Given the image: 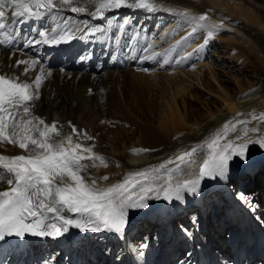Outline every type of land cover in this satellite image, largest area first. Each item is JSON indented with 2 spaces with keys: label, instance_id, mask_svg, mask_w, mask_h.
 <instances>
[{
  "label": "bare ground",
  "instance_id": "1",
  "mask_svg": "<svg viewBox=\"0 0 264 264\" xmlns=\"http://www.w3.org/2000/svg\"><path fill=\"white\" fill-rule=\"evenodd\" d=\"M72 1L58 0L66 11ZM113 1L92 0L91 5L95 8ZM124 1V7L130 10L138 0ZM144 1L130 11V15L134 19L137 13H143L140 17L142 21H147L145 30L149 27L153 30L154 41L148 42V46L144 43L146 37L141 41L150 60H156L160 53L153 43L163 39L169 30L175 32L180 26L182 28L165 48L172 43L175 47L180 44L178 47L182 48L183 40L199 30L206 35L201 42H192L190 50L182 51L181 59L176 61L179 65L169 68V73L163 70L165 64H172V53L178 52L175 47L162 54L160 71L155 72L157 69L150 65L146 68L148 73L138 69L142 65L140 59L129 65L123 59H115L114 55L109 59L107 51H99L101 58L97 57L98 66L73 59L67 63V68L46 66L30 55L0 48V72L27 82L33 89L34 112L47 123L56 122L60 132H63L61 143L72 153L70 157L82 161L90 171L76 174L71 180L73 186L93 198L103 201L117 199L131 204L133 209L144 210L149 202L160 197L164 189L187 178H196L202 164L221 156L225 157V161L222 159L216 169L217 186H233L235 171L246 167L254 172L253 178L257 179L256 167L259 163L255 165L257 159L251 160V156L258 155V159L264 157V82L255 92L250 86L241 88L235 93L238 96L222 89L220 105L207 106L204 112L195 113L194 119L189 115L191 102L188 97L195 94L191 89L189 93L184 84L193 81L197 88L205 87L199 73L206 64H202L200 57L194 58L192 52L202 45L204 49L205 44L226 42L227 45L231 43L229 39L234 38L253 50L264 62V0ZM117 9L124 10L121 6ZM44 20L49 23L47 33L60 32L63 36L71 29L83 26L81 20L68 13L46 15ZM219 33H224V36L220 37ZM106 35L107 32H103L100 37ZM71 38H74L73 34ZM131 49L137 50L138 47ZM247 55L241 57L251 62ZM188 57L195 59L192 65H195L197 73L193 78L189 76L192 74L190 69H184V65L189 64ZM207 68L215 69L210 64ZM156 74L164 75L168 89L164 84L160 86H163L161 94L164 102L152 106L153 95L149 91H145L144 95L150 99L142 101L130 90L139 81ZM211 77L214 80L213 74ZM146 84L147 81L142 82L144 87ZM242 90L251 91L245 95ZM198 114L201 115L199 119ZM24 152L26 150L22 145L0 142V187L26 170V166L22 167ZM64 155L69 154L63 152ZM65 164L71 165L70 162ZM254 184L256 189V182ZM200 189L203 198L210 200L207 193L212 195L216 205L223 201L218 190ZM240 189L241 195L256 198L253 193L244 192L243 187ZM257 190L262 191L261 188ZM185 196L189 194L185 193ZM258 201L255 200V203ZM248 203L252 204L253 200ZM223 216L222 212L217 221ZM188 223L179 214L165 223L149 218L144 223L143 234L152 233L157 239L171 234H180L184 238L191 234ZM175 226L178 228L176 232ZM165 229L168 231L166 234ZM138 230L139 226L136 227Z\"/></svg>",
  "mask_w": 264,
  "mask_h": 264
},
{
  "label": "rangeland",
  "instance_id": "2",
  "mask_svg": "<svg viewBox=\"0 0 264 264\" xmlns=\"http://www.w3.org/2000/svg\"><path fill=\"white\" fill-rule=\"evenodd\" d=\"M181 30L182 29L180 27V29L177 30V32H181ZM219 35L220 37H223L224 33H219ZM204 38H206V35L203 34V32L201 33V31H199L198 33H194L193 35L187 37L185 39V43L186 44L188 43V45H190L192 44V42L196 40H199L201 42ZM229 40L231 41V43L227 45L226 42H220L219 44H210V45L205 44L206 46L204 49L202 45L196 51L197 57H200L201 56L200 53L203 50V58H201L202 64H206V65L201 69V73H199V75L202 77V80L204 79L203 83L205 84V87L199 89L197 88L198 86H195V84H193V81L189 82L188 84H184L188 88L189 93L191 89V92L194 91L193 93L195 94V95L189 94L190 97H188L189 101L191 102V105H189V109H188L191 119H194L195 113L204 112L207 106L220 105V100H221L220 95H222V91H221L222 89H225L231 92V94L236 95L235 93L241 88L243 89L246 86L247 87L250 86L251 90L253 89L254 90L253 92H255L259 88L261 83L264 82V62L262 61L261 57L257 55L250 48H247L243 44L238 42L236 39L230 38ZM229 40L227 41L230 42ZM246 54H248L247 56H250L251 62L246 61L241 57V56H245ZM208 64H210V66L214 67L215 69L212 71L209 68H207ZM194 68H196L195 65L188 68L190 69L189 71L192 73L189 76L192 78L195 75V73H197L196 69L194 70ZM168 69L169 68H166L163 71L169 73L167 71ZM185 70H187V68H185ZM211 74L214 75L215 81L212 79ZM155 76L151 78L149 77V79H143L142 81H139L136 84L135 88L132 89L133 91L130 90L132 93H134V95L135 94L139 95L142 101L150 99L149 96L144 95L145 91H149L153 95L151 96L152 106H154L155 104L157 106L159 103L164 102L163 96L161 94L163 86L162 88L160 86L164 84L166 89H168V86L165 85L166 81L164 80L165 79L164 75L156 74ZM143 81H147L146 87L142 85ZM210 82H212V86H210ZM215 83H217L216 86ZM219 86H221V88H219ZM206 88L207 91L205 90ZM211 89L216 92L214 93ZM203 91H205V93ZM242 91L243 94L245 95H247L246 93L250 92V91L246 92L244 90ZM192 96L194 97L196 96L198 100L196 98H191ZM200 117L201 115L198 114L197 118L199 119ZM258 158H259L258 155L251 156V160L252 159L255 160ZM248 176L253 178V175L250 174L249 172H242L239 176L240 179H238V184H240V186L246 185V179ZM254 182H256L257 185L256 189L261 188L262 197H264V166H261V168L259 169L258 178L257 179L254 178ZM248 189L249 190L255 189V184L254 185L252 184L250 187H248Z\"/></svg>",
  "mask_w": 264,
  "mask_h": 264
}]
</instances>
